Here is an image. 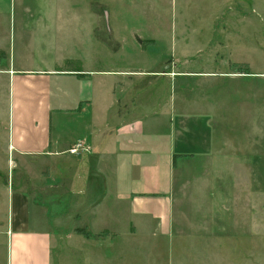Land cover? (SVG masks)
<instances>
[{
	"label": "crops",
	"instance_id": "obj_1",
	"mask_svg": "<svg viewBox=\"0 0 264 264\" xmlns=\"http://www.w3.org/2000/svg\"><path fill=\"white\" fill-rule=\"evenodd\" d=\"M90 1L0 0V264H94L89 248L141 228L162 257L146 264H193L175 261L200 253L176 204L209 203L181 187L224 153L226 103L180 85L208 74L104 69Z\"/></svg>",
	"mask_w": 264,
	"mask_h": 264
},
{
	"label": "rangeland",
	"instance_id": "obj_2",
	"mask_svg": "<svg viewBox=\"0 0 264 264\" xmlns=\"http://www.w3.org/2000/svg\"><path fill=\"white\" fill-rule=\"evenodd\" d=\"M90 3L98 16L86 15L87 22L98 24L97 36L103 34L104 69L130 65L137 72L168 76L208 74L180 85L206 91L211 87V104L226 103L231 138H222L224 153L211 154L210 170L202 166L204 159L198 160L194 174L183 179L188 183L181 187L183 193L175 192L176 197L209 202L207 206L176 204V214L180 211L191 221L185 228L199 236L200 253L183 257L176 252L175 261L264 264V0ZM201 178L203 186L198 190ZM204 237L209 238V248ZM88 239L105 242L107 237ZM147 240L141 228L136 238L123 236L115 244L89 248V254L94 264L97 258L116 264L162 261L158 254L145 253L147 245L152 247Z\"/></svg>",
	"mask_w": 264,
	"mask_h": 264
},
{
	"label": "built area",
	"instance_id": "obj_3",
	"mask_svg": "<svg viewBox=\"0 0 264 264\" xmlns=\"http://www.w3.org/2000/svg\"><path fill=\"white\" fill-rule=\"evenodd\" d=\"M81 147H82V145L78 143L75 146H73V148L71 149V152L76 153L78 151V149Z\"/></svg>",
	"mask_w": 264,
	"mask_h": 264
},
{
	"label": "trees",
	"instance_id": "obj_4",
	"mask_svg": "<svg viewBox=\"0 0 264 264\" xmlns=\"http://www.w3.org/2000/svg\"><path fill=\"white\" fill-rule=\"evenodd\" d=\"M80 233H83V234H85V232L84 231H79ZM89 236V235H88ZM96 237H98V236H96Z\"/></svg>",
	"mask_w": 264,
	"mask_h": 264
}]
</instances>
